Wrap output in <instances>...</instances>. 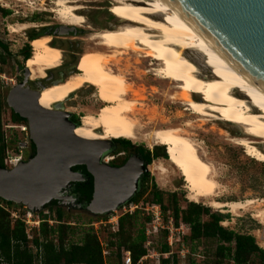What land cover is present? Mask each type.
Here are the masks:
<instances>
[{"label": "bare ground", "instance_id": "1", "mask_svg": "<svg viewBox=\"0 0 264 264\" xmlns=\"http://www.w3.org/2000/svg\"><path fill=\"white\" fill-rule=\"evenodd\" d=\"M54 6L50 12L66 27L65 30L83 24L81 8L75 1L55 0ZM111 12L118 25L90 34L88 40L95 43V48L83 53L77 73L38 91L39 107L48 110L55 104H62L83 86H90L103 108L97 116L82 117L80 124L73 128V135L85 141L134 140L139 126L128 116L136 104L125 99L133 93L132 88L124 76L114 74L108 68L117 55L134 53L149 62L151 76L175 91L170 100L190 112L193 118H199L197 126L190 121L184 122L182 128L165 124L144 136L155 146L165 148L167 162L179 172L192 202L215 198L218 188L210 164L191 139L189 130L192 128L210 123L215 130L217 126L229 125L239 134L230 142L243 148L254 160L264 163L263 86L249 78L195 30L167 0H113ZM10 31L15 33L17 30L10 27ZM30 47L32 55L25 61L30 81L43 79L45 72L59 67L61 53L50 46L48 36L32 40ZM191 55L198 56L199 62ZM97 130H100L99 134L95 133ZM224 136L229 137L228 133ZM132 169L133 166L126 171L135 172ZM159 171L164 172V168ZM255 203V200L229 204L213 201L211 208L235 213ZM255 218L264 224V208Z\"/></svg>", "mask_w": 264, "mask_h": 264}, {"label": "rangeland", "instance_id": "2", "mask_svg": "<svg viewBox=\"0 0 264 264\" xmlns=\"http://www.w3.org/2000/svg\"><path fill=\"white\" fill-rule=\"evenodd\" d=\"M54 1L0 0V10L7 12L5 16L0 14V44L6 48L5 62L0 66L2 71L1 76L4 78L1 80L2 87L0 88L3 99L1 125L10 122L9 108L5 104L6 93L10 88L20 83L22 70L25 68V61L23 62L21 60L20 52L27 47L29 55H32V49L30 47L31 41L27 39V35L35 30H40L44 25L50 28L63 26L55 18V14L50 12L55 7ZM73 1H75L76 6L81 8V17L84 20L83 24L80 27H67V29L72 28L73 30L68 31L66 29L68 32L57 36V38L48 36L50 42H52L50 45L52 44L51 46L57 48L61 53L59 66H61L60 70L62 75L60 78H56V72L59 67L47 72H51L52 80L58 79L59 83L64 81L71 72L77 73L83 53L95 48V43L88 40L91 33L107 30L110 26L114 27L118 25L111 12L113 0ZM10 27H14L17 31L11 33ZM104 52L110 55V52ZM191 57L199 62L198 56L191 55ZM148 64L149 62L143 61V59H140L134 53H128L117 55L109 62L108 68L114 74L120 75L121 77L124 76V80L131 86L133 93H137L135 95L129 93L125 97L126 100L133 101L136 104L128 117L139 126L135 134L137 137L135 136L134 140H119L127 141L131 146H138L150 152L156 146L144 138L149 131L161 128L165 124L182 128V125L186 121L194 122V125L197 126L199 123L196 121L199 118H193L194 116L190 112H185L181 105L170 100V97L173 96L175 91L170 90L171 86L169 87L167 83H162L151 76L149 74L151 68ZM202 68V66H199V69L202 70ZM45 75L48 77L47 74ZM45 80L46 78L44 76L43 79L27 81L26 84L30 90L37 91L39 88H35L36 83H40L43 87L52 85ZM62 107L65 112L75 117L80 124L81 118L86 115L97 116L101 112L103 104L97 98L94 88L85 85L64 100ZM212 128L213 126L209 123L200 128H192L189 130V134L192 133L190 134L192 141L198 144L199 152L202 155L204 154L203 159L207 161L208 165L210 164L209 166L213 170L212 172H214L213 175L218 185L215 194L216 197L213 199H199L196 202H192L179 172L167 160L158 158L152 160L146 166L148 174L147 186L145 187L144 193L138 199L137 204L151 202L150 185L154 184L156 190L161 193L163 206L169 208L168 211L171 207L170 196L174 194L176 206L179 209H184L188 203H193L207 208L209 212L218 213L223 216V221L219 226L237 234L251 236L257 247L264 250V224L255 218L257 212L264 208V203L259 202L264 201V163L254 160L243 148L230 142L234 136H239L231 126H217L215 130ZM95 133L99 134L100 130L95 131ZM224 133H228L229 137L224 136ZM9 137L10 141H12L18 137V134L11 131ZM116 148L114 147L109 154L102 158V161H106V165L111 162L120 164L123 158H125V152L124 154H114L115 151H118ZM161 148L163 151L165 150L164 147ZM161 168H164L165 173L159 171ZM248 200H255L256 203L243 211L237 210L235 213H231L228 209L211 208L213 201L221 204H229L233 202L244 203ZM12 207L6 209L8 211H15L17 215L22 216L26 212L25 207ZM120 210V207L117 208L115 210L116 213L111 214V216L119 215ZM61 211L64 213L65 208L62 207ZM108 215L91 216L90 214L82 212H70L61 221L73 224V227H71L73 233L68 238L72 243H79L82 232L90 230L88 227L89 224L99 220H106V216ZM50 216L51 219L53 215ZM136 216L138 223H142L144 228V218L139 214ZM168 218H170V211L163 213L161 210L162 226L166 224ZM202 220L205 221L206 217H202ZM173 227L178 229V235H174V240L178 239V242H172V245L168 247L169 255L174 256V263L171 264H216L212 255L214 250L213 242L200 241L197 244H190L185 240L188 236L186 225L177 222V225H173ZM138 229V226H136L132 231ZM96 232L99 242L108 252L105 258L106 264H114L115 246L106 247L108 241L114 242L110 237L112 232L108 227H98ZM32 238L33 234H30V239ZM150 241L152 242L154 250H159L160 245L166 242L164 231L161 230ZM30 250H33L32 246ZM120 256H122V250H120ZM140 264H154V262L146 259ZM221 264H231V262L223 261ZM248 264H258V258H251Z\"/></svg>", "mask_w": 264, "mask_h": 264}, {"label": "water", "instance_id": "3", "mask_svg": "<svg viewBox=\"0 0 264 264\" xmlns=\"http://www.w3.org/2000/svg\"><path fill=\"white\" fill-rule=\"evenodd\" d=\"M167 1L249 78L264 87V0ZM22 76V81L7 91L5 104L25 121L34 155L15 168H0V199L39 212L58 199L70 183L82 180L71 168L83 166L92 180L85 208L91 216L108 215L129 202L145 171L141 158L131 155L120 168L103 164L102 158L112 151L111 141L75 137L73 128L77 126L71 123V115L62 104L48 110L39 107L37 96L43 86L31 91L26 85L25 68ZM56 83L59 82L53 84ZM132 166L135 172L126 171Z\"/></svg>", "mask_w": 264, "mask_h": 264}, {"label": "trees", "instance_id": "4", "mask_svg": "<svg viewBox=\"0 0 264 264\" xmlns=\"http://www.w3.org/2000/svg\"><path fill=\"white\" fill-rule=\"evenodd\" d=\"M0 14L5 16L6 11L0 10ZM27 39L32 41L34 38L31 34L27 35ZM6 48L0 44V66L5 62ZM21 60L24 62L30 58L28 48L25 47L21 52ZM2 71L0 68V75ZM3 106V99L0 92V168H3L2 159L4 153V146L2 144L1 133V112ZM9 121L13 124L25 123V121L15 115L9 110ZM71 123L75 126L79 125L75 117H71ZM119 143L114 154L124 153L131 145L124 140H113ZM31 156L34 155V147L31 144ZM146 165L154 159L167 160L166 151L162 150L160 146L153 147L148 152L141 147H137L134 151ZM126 161V160H125ZM124 161V162H125ZM124 164V163H123ZM79 169L88 178L86 186L78 193L79 197H84L88 201L91 196L92 186L91 178L86 174L83 166H74L72 171ZM147 186V180L144 185H140L136 194L129 200L130 202H137L140 196L144 193ZM151 188V202L160 206L163 213L170 211V218L173 225L181 222L188 228V236L185 238L190 244H197L200 241H211L214 243L213 257L216 264H221L223 261L231 262V264H248L253 257L258 258V264H264V250L257 247L254 239L249 235L237 234L231 230L224 229L219 224L223 221V216L209 212L207 208H203L198 204L188 203L184 209H179L176 206V199L174 194L170 196L171 207L163 206L161 202V193L156 190L154 184ZM1 200V199H0ZM2 201V200H1ZM7 207L15 206L21 207L9 202L2 201ZM43 210H47L49 215H53V220L62 222L66 215L60 208L56 207L54 202L48 203ZM65 215V216H64ZM137 214L131 216L123 215L117 220V231L111 234L114 242H107L106 247L115 246V260L114 263L120 264L122 252L129 253L131 264H135L140 257L145 254L143 249L144 234L143 224L138 223ZM42 220H46V216H41ZM202 217H206L203 221ZM145 221V220H144ZM138 226V230L132 231L134 227ZM73 229L63 224H57L49 227L45 222L39 224L37 230H33V238L30 244L34 248L41 250V257L43 264H106L101 256V247L96 236L91 230H85L79 239V243H72L69 236L72 235ZM35 235V236H34ZM28 241L24 234V226L20 221L11 222L9 215L0 209V260L5 264H31L33 255L30 248L27 247ZM161 254L168 253V246L166 243L160 245L159 250ZM174 263V256L170 255L167 259H160L159 264Z\"/></svg>", "mask_w": 264, "mask_h": 264}, {"label": "built area", "instance_id": "5", "mask_svg": "<svg viewBox=\"0 0 264 264\" xmlns=\"http://www.w3.org/2000/svg\"><path fill=\"white\" fill-rule=\"evenodd\" d=\"M3 79L4 78L0 75V88L2 87L1 80ZM11 131H14L18 134V137L14 138V140L12 141H10V137H9ZM1 133H2V144L4 146L2 164L4 169L9 170L15 168L20 163L25 162L28 159V158L25 159L24 156V151L27 147V143L30 142L28 140L27 126L25 123L13 124L11 122H7V124L1 125ZM137 203L138 202H134V203L127 202L120 206L121 212L119 215L111 216V214L116 213L115 211H112L109 213L108 216H106V220H99L97 222H93L89 224L88 227L97 238L96 231L98 227H108L112 233H115L117 231V220L120 216L123 215L131 216L133 214H139L145 220L144 228H143V234L145 240L142 246L145 251V254L142 257H140L135 264H140L142 261H145L146 259L152 260L154 264H159L160 259H167L170 255L169 253L161 254L158 251H155L152 242L150 240L155 236H157L161 230H163L165 233V240H166L165 243L168 247H170L172 245V242H178V239L174 240V235L176 236L178 235V229H176V227L175 228L173 227L171 218H168L166 224L162 226L161 208L159 205L152 204L150 202H144L140 204ZM11 207L12 206L7 207L0 200V209L8 213L9 220L11 222L20 221L23 224L24 234L26 240L28 241V245H27L28 248L32 246L30 244L31 232L33 230H37L39 224L42 222H45L49 227L57 224H63L65 226L73 227V224L69 222H56L53 220V217L50 219L51 216L48 214L47 210H41L39 212L34 213L25 209L26 212L22 216V215H17L15 211H8L6 209ZM12 208H23V206L21 207L13 206ZM41 216H46V220H42ZM99 244L101 247V256L105 261L108 252L107 250H105V247H103L100 242ZM31 254L33 255L31 264H43L41 257V250L39 248L36 249L33 247ZM2 263L3 261L0 260V264ZM107 264H113V263H107ZM120 264H131L128 252L126 251L122 252Z\"/></svg>", "mask_w": 264, "mask_h": 264}, {"label": "flooded vegetation", "instance_id": "6", "mask_svg": "<svg viewBox=\"0 0 264 264\" xmlns=\"http://www.w3.org/2000/svg\"><path fill=\"white\" fill-rule=\"evenodd\" d=\"M65 32H68V31L64 29V26H60V27H56V28H50L49 26L44 25V26H42L40 28V30H35L33 32H30L29 34H31L34 38H39V37H43V36H49V37H52V38H57V36H60V35L64 34ZM50 43H52V42H50ZM62 53H63V51H62ZM60 67L61 66H59V68H58V70L56 72V78H60L61 75H62ZM46 74L48 75V77H45L46 78L45 81H48L50 84L58 82V79L52 80L51 72H46ZM21 81H22V78H21ZM27 81H30V80L27 78ZM40 86H42L40 83H36L35 88H40ZM27 87H28V85H27ZM31 91H34V90H31ZM71 117L72 116H70V119H71ZM111 144H112V149L114 147H116L117 145H119V143H116V142H113V141H111ZM30 146H31V143L28 142L27 143V147H26V149L24 151L25 159H27V158H29L31 156ZM137 147L131 146L130 148H128L127 151L125 152L126 156H125V158H123V161L120 164H114V163L111 162L107 166H109L111 168H120L123 165L124 161L129 156L137 155V154L134 153V151H135V149ZM103 162L105 163L106 161L103 160ZM142 162H143L145 171L138 179L137 190H138V187L140 185H144L145 184L146 180L148 181V174H147V170H146V166L147 165L144 163L143 160H142ZM73 172L79 173L81 175V177H82V180L80 182L70 183L66 187V189L62 192V194L59 196V198L56 199V200L51 201L50 203L54 202L55 206L60 208V209H62V207H64L65 208L64 214H66V215H68L70 212H76V213L77 212H82V213L89 214L85 208H86V205L88 204V202L90 201V199L88 201H85L84 197H79L80 194L78 193L81 189H83L86 186V184L88 182V178L79 169H76ZM91 186H92V180H91ZM91 193H92V191H91Z\"/></svg>", "mask_w": 264, "mask_h": 264}]
</instances>
